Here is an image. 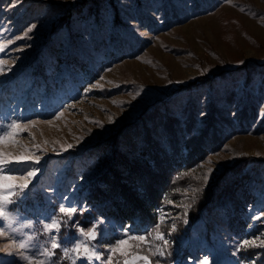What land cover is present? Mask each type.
Listing matches in <instances>:
<instances>
[{
  "label": "rangeland",
  "instance_id": "rangeland-1",
  "mask_svg": "<svg viewBox=\"0 0 264 264\" xmlns=\"http://www.w3.org/2000/svg\"><path fill=\"white\" fill-rule=\"evenodd\" d=\"M172 1L186 14L166 24L165 18L170 15L167 0L120 2V14L127 24L119 28L118 33H137L145 42L137 53L113 57L109 56V50L95 48L90 41L91 34L101 38L102 33L108 37L112 32V14L108 11L103 13L105 25L99 28L91 17L85 18L78 13L85 0H0V64L3 68L0 71V135L10 130L8 125L12 122L22 127L13 138L15 143L0 144V152L39 158V163L35 164L38 175L31 181L30 190L19 197L38 190L43 196L41 201L35 199L30 205L23 201L19 207L8 205L7 220L0 219V228L6 230L5 235L0 236V264H27L21 259L18 248V243L23 241L29 243L28 251L35 253L33 259L37 264H52L53 261L63 264L62 259L67 260L65 264H73L74 259L75 264H88L85 259H76L71 251L76 242L88 243L103 257L93 259L91 264H111L110 257L114 253L111 249L121 240L126 241L121 251L129 254L125 259L148 256L140 251V244L146 242L148 252H159L158 245L150 243L143 232L130 227L134 223L129 225L125 220L102 215L93 219V225L98 224L100 231L95 240L78 235L77 222L74 232H61V222L66 224L69 218L58 209L61 206L90 209L88 198L81 192L89 181L88 173L76 178L70 177L69 172L76 164L75 157L103 143L122 123L134 120L141 110L155 102L169 104L173 97H182L199 77L213 81V85L196 87L204 88L209 94L214 87L231 84L234 80L231 81L230 75L220 76L241 66L242 61L264 62V0H217L213 8L196 13H191L181 0ZM70 14V23L62 26V16ZM51 38L63 41V51L69 49L75 56L76 64L65 71L78 69L73 73L74 86L68 85V95L56 96L57 105L43 98L29 108V103L19 96L30 88L26 82L34 80L32 68L42 61L38 53ZM113 46L109 44L112 52ZM63 57L65 61L70 58ZM48 71L46 67H36L34 72L46 74ZM18 81L21 84L16 97L13 83ZM262 81L255 75L245 87L248 89L252 85L254 93H262L256 121L264 117ZM241 83L240 78L233 84L239 89ZM259 84H262L261 89ZM60 91V88L56 90ZM254 126L252 122L245 131L230 135L219 150L205 155L192 168L194 177L204 182L208 175L205 186L209 187L223 168L229 167L240 154L264 160V128L255 130ZM10 167L20 182V174L31 164ZM255 204L253 208L248 207L252 220L264 217V195L259 194ZM157 210L159 220L177 216L162 207ZM50 218L57 220L58 231L50 232L45 228ZM187 224L188 219L184 221V225ZM250 228L251 225L246 230ZM53 235L60 242V248L51 249ZM209 235L207 239L202 222H195L191 229L184 231L182 242L189 253L178 264H204L205 261L207 264H248L242 247L264 241L263 229L255 235L245 232L242 237H236L229 229L218 227ZM141 236L145 237L143 241L135 239ZM50 252L55 255L49 257ZM136 264L149 262L138 260Z\"/></svg>",
  "mask_w": 264,
  "mask_h": 264
},
{
  "label": "trees",
  "instance_id": "trees-1",
  "mask_svg": "<svg viewBox=\"0 0 264 264\" xmlns=\"http://www.w3.org/2000/svg\"><path fill=\"white\" fill-rule=\"evenodd\" d=\"M167 1L170 15L166 16L165 24L169 20H180L186 14L179 9V4ZM120 2L125 0H85L78 12L85 18L91 17L99 28L105 25L103 13L112 14L113 30L108 37L105 33L101 38L91 34L90 41L95 48L109 50V56L113 57L137 53L145 42L137 33H118L119 28L127 24L120 14ZM181 2L191 13H196L213 8L217 0ZM69 19L72 14L62 16V26H67ZM109 44H114L113 52ZM62 45L63 41L51 38L39 51L38 57L42 61L32 68L34 80H27L30 88L19 96L29 103V108L43 98H49L50 103L57 105L56 96L68 95L66 88L69 84L74 86L73 73L78 69L73 68L69 73L65 71L76 64L75 56L69 49L63 51ZM63 55L69 56V60L65 61ZM242 63L228 74L221 72L224 75L220 78L231 76V81L234 80L231 84L214 87L213 93L208 94L204 88L196 87L213 85V81L199 77L182 97H173L169 104L155 102L144 108L134 120L122 123L103 143L75 157L76 164L69 174L77 178L88 173L89 181L81 192L88 198L90 209H79L66 224L61 222V232H74L75 222L87 231L97 215L125 220L129 225L134 223L130 227L143 232L149 242L158 245L159 252H163V255L158 251H151V254L147 249L148 242L140 244V251L148 254L150 264H178L180 259L185 260L189 250L183 246L182 235L195 222L205 225L207 239L218 227L229 229L236 237H242L245 232L249 235L258 234L262 229L264 232V217L252 220L248 209L256 205L259 194L264 195L262 158L238 155L209 187L192 172L205 155L219 150L230 135L245 131L252 122H255V130L264 128V117L256 121L262 93H254L252 85L245 89L255 75L263 82L264 62ZM36 67H46L49 71L46 74L34 72ZM240 78L242 83L236 89L233 83ZM19 83L21 81L13 83L16 97ZM59 88L61 91L57 93ZM90 171L93 172L89 174ZM19 196L13 204L15 207H19L21 201L30 205L43 197L39 190L24 198ZM159 207L173 211L177 216L159 220ZM186 219L188 224L185 226ZM250 225L251 228L246 230ZM164 241H167L166 246ZM242 248L248 264H264V241ZM124 260L125 256L117 252L110 257L111 264H124ZM61 262L65 264L67 260Z\"/></svg>",
  "mask_w": 264,
  "mask_h": 264
},
{
  "label": "snow or ice",
  "instance_id": "snow-or-ice-1",
  "mask_svg": "<svg viewBox=\"0 0 264 264\" xmlns=\"http://www.w3.org/2000/svg\"><path fill=\"white\" fill-rule=\"evenodd\" d=\"M35 27V25H33ZM31 31V29H29ZM0 71H3L2 64H0ZM9 131L4 132L3 135H0V144H8V143H15L14 137L17 135L19 131L22 130L21 124L12 122L8 125ZM69 148L72 145L68 146ZM65 151L68 149H64ZM30 162L31 167H25V171L20 174L19 181L17 177L12 174V167L13 164L22 165L28 164ZM39 163V158L33 157L27 154H20L15 155L8 152H0V219L7 220V212H8V205L14 204L16 202V197L20 194H23L26 191L30 190V183L31 181L38 175L39 169L35 168V164ZM212 170L210 169L209 172ZM208 181V175H205L204 182L205 185ZM59 213L63 216L68 217L69 219L77 212V209L72 206L64 207L61 206L58 209ZM45 228L50 232H56L59 229V224L55 218H50V222L45 225ZM78 235L87 236L89 241L95 240L98 238L100 231L98 224H94L91 226L89 230H85L79 225H77ZM5 229L0 228V236L5 235ZM162 239V237H159ZM137 240L143 241L145 237H135ZM126 243L125 240H121L119 244L111 249L112 252L121 251L122 246ZM244 243H248L245 241ZM164 245H167V241H164ZM30 245L27 241L19 242L18 248L21 250V259L27 261V264H37L34 261L35 253H31L28 251ZM61 244L56 239V236H52V243L51 249L60 248ZM71 251L76 254V259H85L88 261V264H91L93 259L100 260L103 257L95 252L93 249L90 248L88 243L81 244V243H74ZM67 255V250L65 252ZM121 254L128 257L129 254L126 252L121 251ZM159 255H163V252H159ZM49 257L55 255L54 252L48 253ZM138 260H143L149 262L148 256H131V258H126L124 264H136ZM39 264H43V262H39ZM52 264H55L53 261ZM73 264H75V259L73 260ZM150 264V262H149ZM207 264V261L204 262Z\"/></svg>",
  "mask_w": 264,
  "mask_h": 264
}]
</instances>
